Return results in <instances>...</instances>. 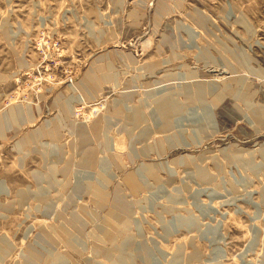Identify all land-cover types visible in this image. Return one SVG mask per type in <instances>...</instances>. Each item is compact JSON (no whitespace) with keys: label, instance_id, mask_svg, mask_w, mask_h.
Wrapping results in <instances>:
<instances>
[{"label":"rangeland","instance_id":"374dc122","mask_svg":"<svg viewBox=\"0 0 264 264\" xmlns=\"http://www.w3.org/2000/svg\"><path fill=\"white\" fill-rule=\"evenodd\" d=\"M263 149L264 0H0V264H264Z\"/></svg>","mask_w":264,"mask_h":264},{"label":"bare ground","instance_id":"6f19581e","mask_svg":"<svg viewBox=\"0 0 264 264\" xmlns=\"http://www.w3.org/2000/svg\"><path fill=\"white\" fill-rule=\"evenodd\" d=\"M165 98V97H164ZM166 99V98H165ZM173 99V98H172ZM171 99V100H172ZM175 100V99H174ZM160 104V103H159ZM171 105V110H176L177 109V106L174 104V102L172 101V103L170 104ZM168 111V110H167ZM164 113V112H163ZM264 150V149H263ZM118 249H119V246H118ZM122 257V256H121ZM118 259V258H117ZM122 259V258H121ZM120 262V261H119ZM119 264V263H118Z\"/></svg>","mask_w":264,"mask_h":264}]
</instances>
